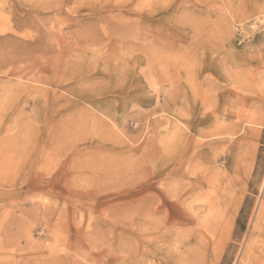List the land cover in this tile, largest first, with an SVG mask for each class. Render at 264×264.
<instances>
[{"label":"rangeland","instance_id":"374dc122","mask_svg":"<svg viewBox=\"0 0 264 264\" xmlns=\"http://www.w3.org/2000/svg\"><path fill=\"white\" fill-rule=\"evenodd\" d=\"M0 264H264V0H0Z\"/></svg>","mask_w":264,"mask_h":264}]
</instances>
